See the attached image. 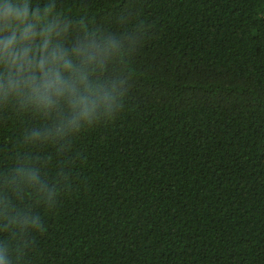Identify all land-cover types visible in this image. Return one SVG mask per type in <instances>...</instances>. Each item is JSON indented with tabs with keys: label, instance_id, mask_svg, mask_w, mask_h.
<instances>
[{
	"label": "trees",
	"instance_id": "trees-1",
	"mask_svg": "<svg viewBox=\"0 0 264 264\" xmlns=\"http://www.w3.org/2000/svg\"><path fill=\"white\" fill-rule=\"evenodd\" d=\"M41 4L47 0H40ZM70 35L137 40L126 109L63 142L0 108V247L10 264H264V0H55ZM127 47V44L125 45ZM38 170L56 195L13 186ZM38 216L40 229L18 216Z\"/></svg>",
	"mask_w": 264,
	"mask_h": 264
},
{
	"label": "clouds",
	"instance_id": "clouds-1",
	"mask_svg": "<svg viewBox=\"0 0 264 264\" xmlns=\"http://www.w3.org/2000/svg\"><path fill=\"white\" fill-rule=\"evenodd\" d=\"M70 22L56 11L55 0H0V108L16 105L51 119L25 142H63L81 131L110 123L126 109L128 78L113 71L137 46L133 37L121 39L79 23L70 35ZM127 44V47L125 46ZM26 165L14 169L13 186L34 188L44 203L56 192ZM21 228L40 229L38 216L14 218ZM0 264H10L0 247Z\"/></svg>",
	"mask_w": 264,
	"mask_h": 264
}]
</instances>
